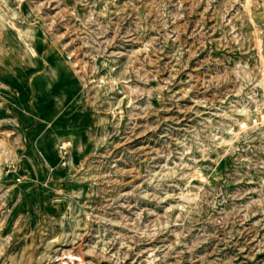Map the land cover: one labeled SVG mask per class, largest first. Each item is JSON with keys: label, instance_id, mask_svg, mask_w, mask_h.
<instances>
[{"label": "rangeland", "instance_id": "374dc122", "mask_svg": "<svg viewBox=\"0 0 264 264\" xmlns=\"http://www.w3.org/2000/svg\"><path fill=\"white\" fill-rule=\"evenodd\" d=\"M0 264H264V0H0Z\"/></svg>", "mask_w": 264, "mask_h": 264}]
</instances>
